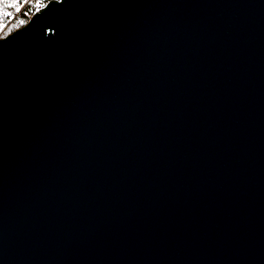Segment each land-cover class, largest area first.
I'll list each match as a JSON object with an SVG mask.
<instances>
[{
	"label": "water",
	"instance_id": "95a60500",
	"mask_svg": "<svg viewBox=\"0 0 264 264\" xmlns=\"http://www.w3.org/2000/svg\"><path fill=\"white\" fill-rule=\"evenodd\" d=\"M0 264H264V0H48L0 37Z\"/></svg>",
	"mask_w": 264,
	"mask_h": 264
},
{
	"label": "trees",
	"instance_id": "16d2710c",
	"mask_svg": "<svg viewBox=\"0 0 264 264\" xmlns=\"http://www.w3.org/2000/svg\"><path fill=\"white\" fill-rule=\"evenodd\" d=\"M48 0H0V37H4L28 21L39 4ZM27 10L25 12L23 9Z\"/></svg>",
	"mask_w": 264,
	"mask_h": 264
},
{
	"label": "built area",
	"instance_id": "2783aa9c",
	"mask_svg": "<svg viewBox=\"0 0 264 264\" xmlns=\"http://www.w3.org/2000/svg\"><path fill=\"white\" fill-rule=\"evenodd\" d=\"M43 4H39V6L38 7H40V6H42ZM37 7V8H38ZM25 12H27V10H26V8L25 9H23ZM24 25L27 23V21L26 20H24L23 22H22Z\"/></svg>",
	"mask_w": 264,
	"mask_h": 264
}]
</instances>
